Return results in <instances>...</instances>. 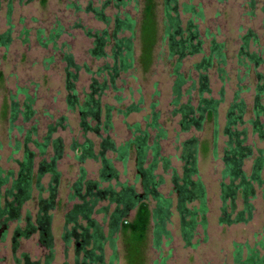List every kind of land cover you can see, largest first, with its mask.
Masks as SVG:
<instances>
[{"label": "rangeland", "instance_id": "1", "mask_svg": "<svg viewBox=\"0 0 264 264\" xmlns=\"http://www.w3.org/2000/svg\"><path fill=\"white\" fill-rule=\"evenodd\" d=\"M107 0H46L43 4L41 0H14L10 16V26H12V42L7 49L0 48V169L12 171L14 175L18 172L19 163L24 157V140L27 132H30V140L42 142L47 135L49 128L54 131L51 134L49 145L44 155H40L36 146L32 143L27 145V149L34 154L32 157L33 184L31 186L30 200L25 202L19 209L18 218L7 220L4 216L0 219V264H14L11 254L13 245L12 237L15 230L25 231L28 225L35 227L34 232H30L29 237L20 236L16 239L18 247L14 257L22 262L21 254H26L30 263L43 264L46 257L52 255L50 264H83L85 254L76 251V242L73 237H69L67 243L63 237L65 229L71 230L73 224H66V215L76 204H81V200L70 196L74 194L73 184L80 176V169L86 172L85 182L98 183L101 189L108 186L116 187L117 182L126 183L134 187L137 194H142L141 181L136 180L137 167L134 154L131 155L126 166L117 161L113 154L108 153L107 157L112 161L114 170L118 173L117 180L108 182L99 178L100 162L86 160L80 163L76 160V150L72 149L74 142L81 144L85 139L94 142L96 149L100 139L95 133L86 132L80 126L79 108H70L67 98L71 92L66 89V71L76 74L77 81L74 84L76 97L81 103L84 97L91 91V85H104V90L99 99L102 112L105 106L112 107L111 123L112 129L109 132L111 140L116 145H121L130 138L131 131L128 126L139 123L143 130L146 125L144 118L151 114V105L156 104V112L159 113V122L166 132V139L160 143L161 153L169 159L171 169L164 171L161 166L156 170V174L162 177L163 184L157 191L172 201L170 209L171 217L167 225L170 238H163L159 248L153 243V236L148 233L147 241L143 252L139 258V264H235V251L242 246V260H245L247 249H256L259 256H264V199L262 188L254 185L255 198L252 199L254 206L253 216L248 223L227 224L220 223L223 203L220 199L223 170V149L226 137L222 134L225 125V115L228 107L233 101L234 93L241 89L240 98L246 105V115L240 128H246V145L250 146L254 152H264V140L259 139L253 126L248 123L254 119L255 88L260 83V77L264 78V66L254 68L250 63L251 55L264 57V0H254L253 7L250 6L252 0H180L179 19L184 27L185 23L191 19L197 26L198 34L203 42L201 54L187 56L182 61L181 72L190 81L185 88H189L198 80L199 73L194 69L203 56L209 54L211 40L223 44L226 55L225 81H221L216 67L206 72L209 78L210 95L220 99V91L223 90V101L220 103L217 114L218 138L216 146L214 143V128L212 122H205L202 131L194 129L189 132H182L179 126V116H172L173 108L170 106L172 99L171 87L173 83L172 63L175 57L169 60L168 44L163 39L162 11L163 0H156L157 17L159 31L157 43L152 52V60L147 69L141 62L142 58L147 61L148 56H143L142 45L139 40L138 30L135 32L134 41V68L126 73H122L119 78L110 83L109 74L105 71V66L112 65L111 46L112 43L103 49L104 57H96L91 54L94 49L93 38L86 35L87 31L92 34L107 30H113L115 15L123 16L128 13L131 18L139 22L143 0H123L127 2L124 8L116 6L114 0H108L109 4L103 9V4ZM193 5L196 10L200 9L203 18L199 19L187 13H183L181 4ZM91 9L102 10L103 15L108 18L106 24L96 17ZM138 27V25H137ZM9 26L6 21V5L3 3L0 11V33L5 32ZM60 30V36L55 44L42 46L37 35L46 43V37L52 32L55 34ZM41 31L42 33H39ZM251 34L247 49L241 55L240 49L242 38ZM123 36L129 37V33ZM254 36V39H253ZM120 37V36H119ZM71 55L79 70L73 68L66 70L64 56ZM142 54V57H141ZM240 54V55H239ZM144 61V62H145ZM150 61V60H149ZM197 85V83H196ZM73 94V93H72ZM192 98L196 100V90L192 92ZM32 99L30 105L33 115L29 121H24L25 102ZM193 99V105L196 101ZM187 100L184 97L183 102ZM141 101V104H139ZM16 103L17 118L11 125L10 106ZM264 106V96L259 103ZM138 105L141 111L132 113L126 117L118 111L126 109L128 106ZM259 124L264 130V115L258 117ZM91 126H94L91 123ZM103 134V133H102ZM151 136L154 135L150 131ZM103 136H105L103 134ZM189 139L198 141L197 170L196 177L202 182L207 201L206 222L207 228L204 231L197 223L193 232L191 242H186L181 231V215L177 209L178 197L175 192L173 175L181 178L183 174L184 162L181 154L184 149L183 144ZM60 140L61 159L56 162L58 172V182L56 184V194L53 198V208L47 215L51 217L48 232L53 243V253L46 250L40 243L41 233L37 225V217L40 215L45 201L49 200L48 184L53 176L44 173L40 179L39 186L35 183V177L39 172L42 163L49 164L50 159L55 156L53 141ZM97 151V150H96ZM253 158L245 161L243 170L248 177L250 175ZM193 177L192 180H195ZM9 187V186H8ZM7 187V188H8ZM41 188L42 190H40ZM5 187L0 191L1 196L5 192ZM10 200V199H9ZM87 200H90L87 198ZM150 208L154 209V201L149 198ZM3 201H0L2 206ZM226 213H229L230 202L226 201ZM241 200L235 201L234 213L241 209ZM107 207L106 213H96L97 210ZM197 201L185 203L187 210L198 209ZM114 210V205L107 200L97 203L93 209L91 219L98 226H101L103 235L108 236L109 214ZM133 211L129 214V219L133 217ZM189 217V216H188ZM199 220V218L197 219ZM79 228H85L87 223L83 218L78 217ZM153 225L151 226V228ZM82 230V229H81ZM78 229V232L81 231ZM90 232V230H89ZM105 261L111 258L113 247H115L116 264L126 263V250L123 239L118 233L104 241ZM90 248V247H88Z\"/></svg>", "mask_w": 264, "mask_h": 264}, {"label": "trees", "instance_id": "2", "mask_svg": "<svg viewBox=\"0 0 264 264\" xmlns=\"http://www.w3.org/2000/svg\"><path fill=\"white\" fill-rule=\"evenodd\" d=\"M14 0H0V11L3 3L6 5V21L9 28L0 33V48L7 49L12 42V26H10V16ZM30 2L31 0H27ZM44 4L46 0H41ZM117 2L116 6H127V2L123 0H114ZM129 1V0H128ZM180 0H163L162 11V27L163 39L167 41L169 50V60L175 57L172 63V77L173 83L171 87L172 99L170 106L173 108L171 115L179 116V126L182 132H189L194 129L202 131L205 122H212L214 128V143L216 146L218 138L217 114L220 103L223 101V90L220 91V99L212 97H205L210 95L209 78L206 72L213 67H216V72L221 81H225V66L226 55L224 53L223 44H218L214 39L211 40L209 47V54L194 65V69L199 73L198 80L194 82L189 88L187 87L190 78L181 72L182 61L187 56H194L203 52V42L197 31V26L189 19L182 27V23L178 17ZM253 1L250 6L253 7ZM109 4L107 0L103 4V9ZM183 13L191 14L196 18H203L200 9L196 10L193 5L181 4ZM87 10L95 12L96 17L102 22L108 24L109 20L103 15L102 10L91 9ZM114 26L111 33L107 30L96 32L92 34L90 31L86 35L93 38L94 49L91 54L96 57H104L103 49L109 44L111 46L112 65L105 66V71L109 74L110 83L113 85L114 81L120 77L122 73H126L134 68V41L135 32H139V40L142 45L143 56H148L141 59L144 68L147 69L152 60V52L157 43L159 23L157 17V3L156 0H143L142 14L139 22H136L128 13H124L122 17L115 15ZM138 25V27H137ZM55 34L52 32L46 37V43H43L37 35V40L42 46L47 44H55L60 36V30H56ZM39 33H42L39 31ZM129 33L130 36H123ZM120 36V37H119ZM251 34L242 38V45L240 54L242 55L248 47ZM254 39V36H253ZM141 54V57H142ZM239 54V55H240ZM244 55L249 57L250 63L254 68L264 66V57L260 55L247 53ZM150 60V61H149ZM66 62V70H79L75 65L71 55L64 56ZM145 61V62H144ZM149 65H148V63ZM66 89L71 92L67 101L70 108L77 106L80 114V126L86 132H92L100 139L97 144L85 139L81 144L74 142L72 149L76 150V160L84 163L86 160L100 162L101 168L99 170V178L101 181L108 182L110 180H117L118 173L112 166V161L107 157L108 153L113 154L117 161H120L123 166H126L131 155L134 154L136 158L137 174L136 180L141 181L142 194H137L133 186L126 183L117 182L115 187L108 186L101 189L98 183L85 182L86 172L84 168L80 169V176L73 184L74 194L70 196V200L74 197L81 200V204L73 206L72 210L66 215V224L71 223L73 227L71 230L65 229L63 237L69 243V237H73L76 242V251H81L85 254L83 264H116L115 247H113V254L108 262L104 258V241L109 240L111 236L118 233L123 239V244L126 250V263L139 264L141 252L147 241L148 233L151 232L153 236V243L156 248H159L160 242L163 238H170V233L167 230V225L170 221L172 201L161 195L157 189L163 184L162 177L156 174L159 166L164 171L171 169L169 159L165 158L161 153L160 143L166 139V132L161 127L159 122V113L156 112V104L151 105V114L144 118L146 121L145 128L141 129V124L135 123L128 126L131 131L129 140L121 145H116L109 136L112 129L111 112L112 107L105 106L104 111L100 109L99 99L104 90V85H96L94 82L91 85V91L84 97L83 101L79 103L76 97L74 84L77 81L76 74L66 71ZM260 83L255 88L256 98L254 106V119L250 120L253 126V132H256L259 139L264 140V130L259 124L258 117L264 115V106H261L260 100L264 96V78L260 77ZM73 81V82H72ZM197 83V85H196ZM196 90V100L192 98V92ZM73 93V94H72ZM241 89L236 91L233 96V101L227 109L225 115V125L222 134L226 137V143L223 149V170L221 173L222 180H227V183H221L220 199L223 203L221 208L222 215L220 223L224 224H238L248 223L251 221L254 206L252 199L255 198L254 185L262 188V196L264 199V152L257 151V155L253 158L254 152L252 148L246 145L247 130L240 128L244 122L246 115V105L243 99L240 98ZM184 97L187 100L183 102ZM193 99L196 105H193ZM33 103L32 99H27L25 102L24 121H29L33 112L30 105ZM141 104V101H139ZM16 103L10 106L11 118L9 123L12 125L16 121L17 110ZM141 108L138 105L128 106L126 109L119 110L118 113L124 117L138 113ZM91 123L94 126H91ZM54 130L49 128L47 135L42 142L31 141L30 132L26 133L24 140V157L23 161L19 163V169L16 175L12 171L5 172L0 169V191L5 187V192L1 196L0 201V218L4 216L9 217L14 213V217H18L20 207L30 199L31 186L33 184L32 175V157L34 156L27 149V145L32 143L36 146L40 155L45 154V150L49 145L51 134ZM150 131L154 133L151 136ZM105 136H103V134ZM183 151L181 160L185 163L183 167L182 177L179 178L176 174L173 175V182L175 184V192L178 197L177 209L181 215V231L186 242H191L193 232L197 227V223L202 226L205 231L207 228L206 214L207 199L204 186L197 176V155H198V141L196 139H189L183 144ZM53 149L55 156L50 159L49 164L42 163L39 172L35 177L36 185L39 186L40 179L44 173H49L53 176L51 182L48 184L49 200L45 201V205L37 217V225L40 228L41 235L48 237L47 248L50 253H53V243L48 232V226L51 217L47 215L48 211L53 208V198L55 197L56 184L58 182V172L56 171V162L61 159V144L60 140L53 141ZM97 150V151H96ZM253 158V163L250 170V175L247 177L243 166L245 161ZM196 177L195 180H192ZM9 186V187H8ZM8 187V188H7ZM42 190L41 188H39ZM89 198L90 200H87ZM154 201V209L150 208L148 199ZM10 199V200H9ZM241 200V209L234 213L235 201ZM107 200L109 204L114 205V210L109 214L110 221L108 223V236L103 235L101 226H98L95 221L91 219L94 207L99 201ZM197 201L198 209L187 210L185 203ZM226 201L230 202L229 213H226ZM107 207L97 210L96 213H106ZM133 211V217L129 219V214ZM189 216V217H188ZM6 219H9L7 218ZM78 217L83 218L87 223L85 228H79L77 224ZM199 218V220H197ZM153 227L151 228V226ZM35 227L30 226V232L35 231ZM78 229H82L78 232ZM90 230V232H89ZM78 245V246H77ZM90 247V248H88ZM242 246H239L235 251V264H264V256L260 257L256 249H247L245 260H242ZM52 255H50V261ZM161 264H165L162 261Z\"/></svg>", "mask_w": 264, "mask_h": 264}, {"label": "flooded vegetation", "instance_id": "3", "mask_svg": "<svg viewBox=\"0 0 264 264\" xmlns=\"http://www.w3.org/2000/svg\"><path fill=\"white\" fill-rule=\"evenodd\" d=\"M7 218H9L7 220H11V219H14V218L16 219V217H14V213H11V215L9 217H7ZM38 229L40 231L39 227H38ZM14 235L15 236L12 237L13 245H12V248H11V254H12L11 256H12V258L14 260V264H36V263H30V260H29V258H28V256L26 254H21L22 262H20L19 259L14 257V255L17 252V249H18V247L16 245L17 244L16 243V239L18 237H20V236L29 237V235H30V225L27 226L25 231L19 232V231L15 230ZM40 243L43 244L45 249L49 251V249L47 248V244H48V237L47 236L41 235ZM43 264H50V256L46 257V259L44 260Z\"/></svg>", "mask_w": 264, "mask_h": 264}]
</instances>
